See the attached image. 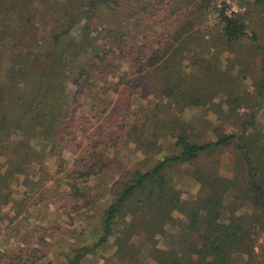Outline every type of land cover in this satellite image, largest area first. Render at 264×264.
<instances>
[{
  "label": "trees",
  "instance_id": "trees-1",
  "mask_svg": "<svg viewBox=\"0 0 264 264\" xmlns=\"http://www.w3.org/2000/svg\"><path fill=\"white\" fill-rule=\"evenodd\" d=\"M132 1L136 13L125 0H0V202L10 203L13 183L30 195L55 179L45 163L68 149L71 129L85 134V114L103 118L113 108L129 128L119 141L138 145L144 159L123 168L97 214L96 238L90 230L91 243L71 244L66 264H88L89 256L106 264H264L255 251L264 237V41L255 28L264 27V0L245 13L221 9L212 26L214 0ZM249 52L260 55L255 77ZM155 76L158 97L177 112L208 107L217 115L209 139L175 114L156 123L152 112L136 124L143 114L125 96L142 94ZM247 79L252 92L242 89ZM125 114L132 124L118 121ZM97 138L73 171L56 172L77 212L96 205L91 181L113 164L103 148L115 151L117 141ZM224 149L234 156L231 178L218 161L195 167ZM184 173L199 185L191 199L179 187Z\"/></svg>",
  "mask_w": 264,
  "mask_h": 264
},
{
  "label": "rangeland",
  "instance_id": "rangeland-1",
  "mask_svg": "<svg viewBox=\"0 0 264 264\" xmlns=\"http://www.w3.org/2000/svg\"><path fill=\"white\" fill-rule=\"evenodd\" d=\"M253 2L254 0H214L207 9L206 25L212 26L218 22V11L221 9H225L228 14L232 12L245 13L248 10V5ZM125 6L130 13H136L140 8V3L136 4L132 0H125ZM173 20L174 18L167 20L166 25L173 24ZM255 28L259 31L264 41V27L258 28L256 24ZM80 33L81 31L74 32L72 39H80L78 36ZM246 57L251 63L253 75L256 74L258 72L256 66H258L260 55L255 52H249ZM223 62L226 63L225 59L222 60ZM187 71L189 72L190 68H187ZM158 82L159 77L158 81L156 76L151 78V80L147 77L145 85L140 90V92H143L142 94L134 95L132 98L131 96H125L126 103H128L127 108L140 115L143 114L139 117L140 119L135 120L136 124L142 123L144 117L152 112L158 115L155 120L156 123L163 119H169L172 114H175V117L182 118V120L195 128L196 133L201 135V140L209 139L210 135L205 132L209 131V124L220 125L217 115L208 107L188 108L182 113L177 112L169 101L161 100L158 97L156 91ZM151 84L156 86L153 87ZM242 85L243 90L253 91L251 79H247ZM112 100L114 101L115 99H110V101ZM105 106L108 105L106 104ZM158 107L159 109H157ZM111 109L103 118L102 116L95 119L87 118L85 114V118L89 119L86 126H84L85 134L80 133L79 130L71 129L70 135L66 138L68 149L66 148L64 152H60L62 153L61 156L50 157L45 163L46 170L55 179L44 184L42 189L28 195L26 191L30 190L25 188L22 182L21 184L13 183V194L10 203L4 206L0 202V264H24L26 262L28 264H66L67 260L64 258V254H69L71 244L76 242L78 245L91 243V241L86 239V234H89L90 230L93 236L92 239L96 238L94 229L98 220L97 214L107 204V201H111L109 192L112 186L120 178L125 166H131L144 159V155L139 150L138 145L130 144L127 147L123 140L119 141L118 136H121L129 128L126 127V124L115 121L117 120L116 117L114 118L115 114L113 111L115 109ZM110 111L113 114L108 116ZM241 112L243 113L244 110H241ZM127 117L129 116L125 114L118 121L127 120L132 124L134 117L131 116L129 119ZM260 124L264 128V115L260 117ZM121 126L125 127L121 129ZM153 128H149L145 136H149V131ZM98 136L101 139H105L109 146H112L117 141L118 145L115 151L109 146L107 148L110 149L103 148V153L108 152L107 155L112 159L113 164L105 169L101 176L93 178L91 181L92 188L89 193L92 198L95 197L96 205L89 207V209L83 208L77 212L74 209V203L67 196V189L58 181L59 176H57L56 172L59 171L60 166L65 169V172L60 177L73 171L74 165H76L75 161L80 155L78 152L83 150L91 151V144L95 143L94 141L98 139ZM140 138H142L141 133ZM215 161L220 164V174L222 176L227 178L233 176L234 156L231 151L226 149L213 153L209 158L198 161L195 167ZM38 168L39 166L36 165L31 170V176L35 180L41 174L38 172ZM190 168L192 169V167ZM21 177V179L24 178L23 176ZM177 177L184 199H191L198 193L199 185L187 174L184 173L182 177L178 174ZM159 245L161 248H166L168 245L167 239H161ZM255 251L259 256V260L264 262L263 235L258 236ZM99 257L89 256L88 264H106ZM147 264L155 263L150 258L147 260Z\"/></svg>",
  "mask_w": 264,
  "mask_h": 264
}]
</instances>
